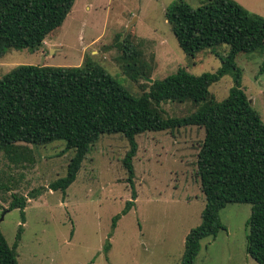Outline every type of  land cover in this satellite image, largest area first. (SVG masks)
Masks as SVG:
<instances>
[{
    "label": "rangeland",
    "instance_id": "rangeland-1",
    "mask_svg": "<svg viewBox=\"0 0 264 264\" xmlns=\"http://www.w3.org/2000/svg\"><path fill=\"white\" fill-rule=\"evenodd\" d=\"M175 1L75 0L63 26L38 51L13 49L6 53L0 61V78L19 64L79 66L88 55L137 95L180 67L197 75L216 71L228 48L204 50L194 57L184 53L167 19V10ZM184 1L193 7L200 5V0ZM236 1L264 17V0ZM122 40L142 51L151 78L134 82L123 72ZM236 62L243 71V88L264 120V50L240 53ZM233 86L234 77L227 74L210 91L223 100ZM191 105L190 101L163 103L170 115L177 116L196 110ZM204 137V128L197 126L137 136V197L115 229L114 217L133 198L123 165L129 144L121 134L102 135L66 192L49 189L51 182L66 174L74 154L73 150L63 153V141L30 145L35 162L26 168L10 163L0 151V184L11 188L0 191V228L13 245L24 226L17 248L19 263L181 264L186 237L201 223L206 204L197 176ZM34 189L38 192L28 198L23 222L20 208L9 210L12 194L31 197ZM251 213L249 203H232L222 209L220 217L227 229L216 239L202 240L195 264H260L247 252L246 223ZM107 242L111 248L105 252Z\"/></svg>",
    "mask_w": 264,
    "mask_h": 264
},
{
    "label": "trees",
    "instance_id": "trees-1",
    "mask_svg": "<svg viewBox=\"0 0 264 264\" xmlns=\"http://www.w3.org/2000/svg\"><path fill=\"white\" fill-rule=\"evenodd\" d=\"M74 3L75 0H0V61L13 49L38 51L46 38L63 26ZM167 19L188 56L228 48L222 66L199 75L180 67L134 95L88 55L79 66L19 64L0 78V151L10 163L26 168L35 162L30 145L63 141V153L73 150L74 154L66 174L51 182L49 189L66 192L102 135L121 134L129 144L123 165L133 187V198L127 201L122 214L114 217L115 229L137 197V136L184 126L204 128L197 176L206 204L201 223L186 237L181 264H195L202 240L216 239L220 231L227 229L220 212L232 203L252 205L246 223L247 252L264 264V120L243 88V71L236 62L240 53L264 50V17L248 11L236 0H200L198 7L177 0L169 6ZM119 47L123 51V72L132 81L151 78L141 50L127 40H122ZM227 74L233 75L234 86L226 98L218 100L210 87ZM168 101H190L197 108L182 116L170 115L163 107ZM3 189L11 188L2 183L0 191ZM37 192L32 190L31 197L14 192L9 210L20 208L25 222L28 198ZM23 230L21 225L16 241L10 245L0 228V264H20L17 248ZM110 248L107 242L105 252Z\"/></svg>",
    "mask_w": 264,
    "mask_h": 264
},
{
    "label": "water",
    "instance_id": "water-1",
    "mask_svg": "<svg viewBox=\"0 0 264 264\" xmlns=\"http://www.w3.org/2000/svg\"><path fill=\"white\" fill-rule=\"evenodd\" d=\"M129 30V29H128ZM251 102H252V100H251ZM0 224H1V220H0Z\"/></svg>",
    "mask_w": 264,
    "mask_h": 264
},
{
    "label": "crops",
    "instance_id": "crops-1",
    "mask_svg": "<svg viewBox=\"0 0 264 264\" xmlns=\"http://www.w3.org/2000/svg\"><path fill=\"white\" fill-rule=\"evenodd\" d=\"M44 64V63H43Z\"/></svg>",
    "mask_w": 264,
    "mask_h": 264
}]
</instances>
